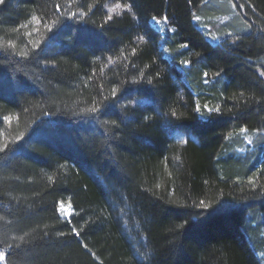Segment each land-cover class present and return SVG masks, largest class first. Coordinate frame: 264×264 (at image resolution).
Listing matches in <instances>:
<instances>
[{"label": "trees", "instance_id": "16d2710c", "mask_svg": "<svg viewBox=\"0 0 264 264\" xmlns=\"http://www.w3.org/2000/svg\"><path fill=\"white\" fill-rule=\"evenodd\" d=\"M0 254L264 264V0H3Z\"/></svg>", "mask_w": 264, "mask_h": 264}, {"label": "rangeland", "instance_id": "374dc122", "mask_svg": "<svg viewBox=\"0 0 264 264\" xmlns=\"http://www.w3.org/2000/svg\"><path fill=\"white\" fill-rule=\"evenodd\" d=\"M195 17H197V15L194 16L193 21H194V22H197L199 19L197 20V19H195ZM151 22H152L154 25H156L160 30H164V29L166 28V26H167V23H165V19H157V18H154V17H153V18L151 19ZM209 26H210V25H206V30H205V31L208 32V30H209ZM27 28H28V27H27ZM32 28H33V26H32ZM32 28H31V29H32ZM168 28L171 29L170 26H169ZM29 30H30V28H29L27 31H29ZM206 34H207V33H206ZM207 37H208V38H211L210 31H209V33L207 34ZM59 210H60L59 212H61V214H62L63 217L70 216V214H71L70 205L67 204V203H63L62 206H61V208H60ZM258 256H260V253H258Z\"/></svg>", "mask_w": 264, "mask_h": 264}, {"label": "snow or ice", "instance_id": "6c2138e0", "mask_svg": "<svg viewBox=\"0 0 264 264\" xmlns=\"http://www.w3.org/2000/svg\"><path fill=\"white\" fill-rule=\"evenodd\" d=\"M0 3H3V0H0ZM33 19L35 20V19H37L36 17H33ZM195 19H199V17H195ZM183 46V45H182ZM186 63V62H185ZM93 111H95V109H93ZM242 131H244V129H242ZM0 259H4V256H3V254H0Z\"/></svg>", "mask_w": 264, "mask_h": 264}]
</instances>
